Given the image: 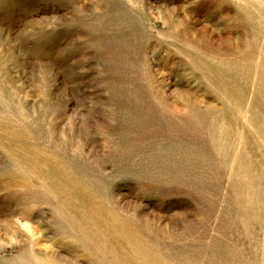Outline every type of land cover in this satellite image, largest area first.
Returning <instances> with one entry per match:
<instances>
[{"label":"rangeland","instance_id":"rangeland-1","mask_svg":"<svg viewBox=\"0 0 264 264\" xmlns=\"http://www.w3.org/2000/svg\"><path fill=\"white\" fill-rule=\"evenodd\" d=\"M0 264H264V0H0Z\"/></svg>","mask_w":264,"mask_h":264}]
</instances>
